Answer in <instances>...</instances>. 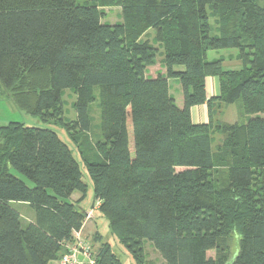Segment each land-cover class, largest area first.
Listing matches in <instances>:
<instances>
[{
  "label": "trees",
  "instance_id": "trees-1",
  "mask_svg": "<svg viewBox=\"0 0 264 264\" xmlns=\"http://www.w3.org/2000/svg\"><path fill=\"white\" fill-rule=\"evenodd\" d=\"M120 2L126 24L102 22L97 0H0V94L43 120L55 113L70 134L89 131L88 104L98 88L102 140L86 167L98 209L136 264L144 260L143 239L165 264H264V0ZM208 9L220 22L216 32ZM148 29L153 42L142 39ZM156 43L165 73L149 77ZM224 48L237 49L240 71L206 60L208 50ZM208 75L219 82L210 99ZM169 78L180 83L181 107ZM67 88L75 95L70 126L61 117ZM215 99H240L255 116L193 123L190 108ZM213 130L224 135L215 155ZM220 166L222 180L214 176ZM73 191L84 195L86 184L55 131L16 121L0 126V264L56 260L85 218L67 200ZM13 202L27 203L33 220L23 226ZM98 242L96 264H121Z\"/></svg>",
  "mask_w": 264,
  "mask_h": 264
},
{
  "label": "rangeland",
  "instance_id": "rangeland-1",
  "mask_svg": "<svg viewBox=\"0 0 264 264\" xmlns=\"http://www.w3.org/2000/svg\"><path fill=\"white\" fill-rule=\"evenodd\" d=\"M85 1L86 0H78L79 3H83ZM97 2L98 8L104 13L103 18L101 19L102 22L109 24H126L127 18L122 13V5L120 0H97ZM208 12L209 13L207 17L209 23L212 25L211 32H216L218 31L220 22L218 20V17L210 13V9H208ZM154 35L155 31L153 29H148L146 33L142 35V39L147 38L152 41ZM162 58L163 46L158 49L155 59L156 67H159ZM206 60L208 61V59ZM172 87H174L173 84H171V90L174 94V89ZM61 98L63 108L61 116L62 121L70 126V124L75 119V112L73 110L75 95L73 90L71 88L63 89L61 91ZM240 106V99L230 104L228 108H226V110L224 109V117H222L221 114L217 115L216 109L213 114L214 121H222L226 123L245 122L248 117H242ZM88 114L91 120L89 131L79 132L71 130V133L68 134L63 125L58 122V119L56 118L57 115L55 113L51 114L50 117L48 116L45 120H43L39 115H33L24 110L23 107L21 108L16 105L10 97H7L5 94H0V126L5 125L10 121H16L24 124L25 126L49 128L55 131L58 137L69 146L72 155L79 164L81 179L86 184V191L84 195L81 196V193H79L78 191H73L70 195L71 197L67 198L68 201L73 203L75 202L78 209L81 212L85 213V218L83 220L81 228L77 231V233L73 234L72 238L69 241H64L61 243L62 250L58 258L56 259L57 263L60 264V259L67 252V250L69 251L70 249L72 250V248H75L77 251H79L81 244H84L85 246L90 248V251L94 255L99 247L98 241L101 240L109 244L112 251L119 258L121 264H136L131 253L118 241L116 236L111 232L108 227V221L103 216L102 212L98 209L97 201L99 200H94L92 178L90 177L86 167L87 161L92 162L97 158L95 146L99 140H102L100 130L99 92L97 87L93 88L92 90V99L88 104ZM230 115L232 117H229ZM223 137L224 136L222 133L211 134V150L214 155L219 146L218 144L221 142V138ZM14 174L22 178L28 185H32L31 181L25 176L17 172H14ZM214 174H216V179L222 180L226 175V172L225 169L220 166L219 168H215ZM12 207L15 209H20L21 206H18V203L15 202L12 203ZM28 208L27 206L22 205V208L20 209L22 214L21 223L23 226L28 222H31L30 218L33 216L32 209ZM141 243H143L142 248L144 253V260L141 264H165V261L153 246L152 242L147 239H143L141 240ZM228 244L231 253L237 251L238 231L236 229H232V231L229 233ZM207 255L209 257H214L215 250H209L207 252ZM49 264H56V262L50 261Z\"/></svg>",
  "mask_w": 264,
  "mask_h": 264
},
{
  "label": "crops",
  "instance_id": "crops-1",
  "mask_svg": "<svg viewBox=\"0 0 264 264\" xmlns=\"http://www.w3.org/2000/svg\"><path fill=\"white\" fill-rule=\"evenodd\" d=\"M156 46L159 49V46L157 44H155V47ZM206 59H208V62L215 61V60H221V66H222V69L224 71H240L242 69V63L238 58V51H237V49H234V48L208 50L206 53ZM179 67H182V66H174V70L175 71L182 70V68H179ZM157 73H162V74L165 73V68L161 64L159 65V67H156V64H154L153 66H149L146 69V75L149 77H154L157 75ZM171 84L174 85V87H172L174 89V94H173V91L171 90ZM204 84H205L206 96L208 99L217 97L219 95V82H218V78L216 76H212V75L206 76ZM168 88H169V93L174 97L176 104L179 107H181L182 106V89H181V86H180L178 79L169 78L168 79ZM175 94L177 97L175 96ZM230 104H232V103H230ZM230 104L224 103V102L220 101L219 99H215V100H212L210 104L203 103L200 105H194L190 108L191 121L193 123H208L211 121V123H213L214 126L215 125H221V124H233V123H226V122H222V121L221 122L220 121H214V117H213V114H214L216 109H217V111H216L217 115L221 114L222 117H224V115H225L224 111L226 110V108H228V106ZM242 105L243 104L241 102L240 109H241L242 117L250 118V117L255 116V114H251V115L245 114L243 111ZM259 116L264 117V112H262V114L259 113ZM229 117H232V116L230 115ZM248 118H247V120H248ZM247 120L245 122H234V123H246ZM214 133L220 134L221 132L213 130L212 134H214ZM222 140H223V138H221V142H222ZM220 143L218 145H220ZM215 175L216 174H214V176ZM13 203H15V202H13ZM22 205L27 206V208L29 207L27 205V203H24V202L18 203V206H21L20 209L22 208ZM20 209H17V210L20 214V218L22 219V214H21ZM33 218H34V212H33V216L30 218L31 219L30 221H32ZM50 261H55L56 264H58L57 260H50ZM50 261H48L46 264H49Z\"/></svg>",
  "mask_w": 264,
  "mask_h": 264
},
{
  "label": "built area",
  "instance_id": "built-area-1",
  "mask_svg": "<svg viewBox=\"0 0 264 264\" xmlns=\"http://www.w3.org/2000/svg\"><path fill=\"white\" fill-rule=\"evenodd\" d=\"M99 201H97V206H99ZM75 233H77V231L73 234ZM79 249V251L75 248H72V250L70 249L69 251L67 250V252L60 259V264H96L94 255L90 251V248L81 244Z\"/></svg>",
  "mask_w": 264,
  "mask_h": 264
}]
</instances>
